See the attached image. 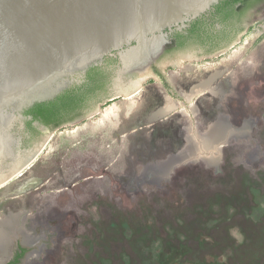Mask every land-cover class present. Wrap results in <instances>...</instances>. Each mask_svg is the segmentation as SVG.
Wrapping results in <instances>:
<instances>
[{
	"label": "rangeland",
	"instance_id": "obj_1",
	"mask_svg": "<svg viewBox=\"0 0 264 264\" xmlns=\"http://www.w3.org/2000/svg\"><path fill=\"white\" fill-rule=\"evenodd\" d=\"M240 22L211 51L204 36L164 49L133 97L102 105L110 77L81 117L53 129L40 121L44 130L25 127L21 148L32 147L45 131L50 135L23 175L0 186L1 218L20 213L16 236L27 238V245L34 238L20 217L38 235L24 264H264V5L248 10ZM213 74L216 85L231 83L222 111L236 123L252 119L256 131L226 148L218 172L198 164L173 186L153 185L149 167L163 158L168 134L144 126L132 132L127 124L160 105L161 92L186 107L181 92ZM196 104L200 112L202 104L217 111L216 97L208 94ZM135 105L123 131L105 125H117ZM96 108L99 113L92 114ZM197 120H205L203 114Z\"/></svg>",
	"mask_w": 264,
	"mask_h": 264
},
{
	"label": "water",
	"instance_id": "obj_2",
	"mask_svg": "<svg viewBox=\"0 0 264 264\" xmlns=\"http://www.w3.org/2000/svg\"><path fill=\"white\" fill-rule=\"evenodd\" d=\"M220 1L0 0V148L7 143L13 153L25 154L0 186L23 175L50 135L45 131L32 147L21 148L31 119L25 109L80 85L91 67L110 71L103 104L134 96L170 34L208 15ZM118 81L137 83L119 92Z\"/></svg>",
	"mask_w": 264,
	"mask_h": 264
},
{
	"label": "flooded vegetation",
	"instance_id": "obj_3",
	"mask_svg": "<svg viewBox=\"0 0 264 264\" xmlns=\"http://www.w3.org/2000/svg\"><path fill=\"white\" fill-rule=\"evenodd\" d=\"M264 5V1L258 2L257 4H255L254 6L243 10V12H239L238 6L239 3H236L233 5L232 9H235L238 14V16L236 15V17L230 21V23H228V26H224V24H222L219 21V13L217 12L216 7L213 8V10H211L208 15L202 16L200 18H198L195 21H192L188 24V26L186 28L183 29V31H173L170 36H169V43L166 45L165 47V51L168 52L169 50L172 49H177L178 47L182 46L183 44L188 43L190 40L193 39V37H196V35H200V36H204V38H207V34L210 33H218V32H223V34L221 33V36H219L217 39H209L211 42V48L209 49V51L212 50V45H214V43L216 44V40H218L219 38H227L228 35H230L231 33V29H240L241 27V22L240 19L241 17L250 9L254 8L257 5ZM224 9V8H223ZM230 9V7H227L226 10ZM191 30H194L193 32H191ZM174 40V41H173ZM182 42V43H181ZM91 68H96V67H91ZM90 69V68H89ZM89 69H87L85 76H84V80L82 81V83H84L86 81V77H87V73L89 71ZM99 69L103 75L106 76L105 80L103 81V87L100 89H103L105 87H107V85H109V76H110V71H108V69L106 68H97ZM203 80V81H207ZM202 81H199L197 83H193L191 84L189 87H187V89L183 92H181V96L183 101L187 104L186 107H182L181 102H177V101H173L169 98V96L164 95V93L161 92V94L159 93V95L157 96V98L159 97L160 99L157 101V103H159L160 105H153V107L147 111H141L140 117L138 120L134 121V122H129L127 124V126L132 127V132H135L136 130H142L141 126H144L146 128H152L153 133L156 134H168L167 135V142L161 144V149L160 152L163 153V158L158 160L157 162H155V164H153L152 167H149V170L151 171V176L150 178H148L149 182L152 183L153 185L156 186H165L167 183H173L178 181L182 176H185V174L191 170L196 172L195 169L199 168L198 164H204L205 167L208 168H215L216 171L218 172V168L220 167L221 163L224 162V157L226 156L227 152L229 150H226V148H228L230 146V144L233 143V141H237L240 139H248L252 133V131L254 130V132L256 131V123L254 121H252V119H242L241 122L238 121V123L233 121V118L230 117V114H228L226 111H222L224 109H226V105H225V101L228 93H230V89H231V83L230 82H222L219 83L220 86L222 85V87L216 85V81L215 79L212 80L211 82H206L207 84H210L211 87H214V89L216 90V92L220 93L218 95H215L211 92L210 89L205 90L204 92H202L201 94H196L195 96L193 95L190 100H186L185 98V94H189L191 92V89L193 87H195L196 85H198L199 83H201ZM224 87V89H223ZM226 87V88H225ZM98 89V90H100ZM96 90L94 94H91L89 96H86L83 101L81 102L82 106H80L79 108H77L76 110L72 111V112H68L65 117H63V119L61 120V122L56 125V126H46L49 127L50 129L56 128L60 125L63 124H67L72 122L73 120L81 117L82 115H84L83 109L87 108L91 101L94 99H97V94L96 92L98 91ZM139 92V89L137 90L136 94ZM135 94V95H136ZM208 94L211 97H216L217 99V105L215 106L217 108V111H212L211 110V106L208 107L205 105H201L200 107L202 108L203 111H199V107L196 104V101L198 99V97ZM107 97V96H106ZM133 97V96H132ZM197 97V98H196ZM194 98H196L195 100H193ZM106 99V98H105ZM167 99L169 101H171L172 103H174L175 105H177V108L168 112V113H162L159 114V116H155L154 117V113L161 109L162 107H164V105L166 104L165 101H167ZM115 100L112 101H108V102H113ZM106 102V103H108ZM218 102H223L224 105L220 106L218 105ZM106 103L102 104V105H106ZM156 103V102H155ZM137 105H135V108L129 113V115H127L120 123H118L117 125H113L112 123H105L108 124L110 127L113 128H117L118 126H120L119 130L123 131V123L126 121H128V117L133 116V114L137 111ZM175 114L177 115L174 119H169L171 120L170 124H168L167 126H163V124H165L168 120L167 115L173 111H175ZM100 111V108H99ZM99 111L95 114H98ZM199 113L203 114V119L201 122H198L197 118ZM151 117V118H150ZM159 117V118H158ZM221 119L222 122L224 123V125L226 126L225 129L227 131H231L234 132V134H231L229 136H227L226 139L222 140V141H217L216 143V148H217V158L216 162L212 165L207 164V162H205L204 159H196V160H186L183 161L181 160V158H179L178 153L179 151H181V149L183 148L185 142H186V128L190 127L191 130L196 133L197 135H201L208 129V127L210 125H213V123L218 122V120ZM31 120V119H30ZM34 122H39V120H34L32 122V125ZM100 122V121H99ZM104 124V123H102ZM158 124H162L161 127H158ZM258 124V123H257ZM215 125V124H214ZM34 126V125H33ZM203 128V129H201ZM196 131V132H195ZM241 131V132H240ZM224 141V142H223ZM155 146V145H154ZM159 146V145H158ZM167 150H170L169 152H167ZM172 151V152H171ZM167 152V153H166ZM235 152V151H234ZM161 156V157H162ZM169 162L171 163V166L169 169H164L163 172H161V170H159L158 165H160L161 163L164 164L163 162ZM173 161V162H172ZM190 165V167H187L186 169L184 168L185 166ZM202 167V166H201ZM200 167V168H201ZM220 173V172H219ZM217 173V174H219ZM172 185V186H173ZM99 198V197H98ZM100 199V198H99ZM8 213H14V214H20L19 212H6L3 215H6ZM1 218V216H0ZM20 223L23 226V228L27 231L30 232V235L32 238H34V241L31 245H27L26 243L22 242L21 239L18 236H13V238H9L7 241V247H6V251H5V256H4V263L3 264H24L26 262H28V260L30 259V257H32L33 253L36 251L35 248L37 247V243H38V235L36 233H33V231L31 230V228H28L27 226L24 225V221H22L21 217H20ZM18 226H20L18 224ZM9 237V236H8ZM28 254L31 256H28Z\"/></svg>",
	"mask_w": 264,
	"mask_h": 264
},
{
	"label": "bare ground",
	"instance_id": "obj_4",
	"mask_svg": "<svg viewBox=\"0 0 264 264\" xmlns=\"http://www.w3.org/2000/svg\"><path fill=\"white\" fill-rule=\"evenodd\" d=\"M216 76L217 75L213 74L208 78L207 81H202L201 83L193 87L189 94H185V98L190 100V98L193 95L195 96L196 94H199L200 92L208 89H210L212 93H215L214 88L213 87L210 88L211 85L207 84L206 82H211L216 78ZM136 83L137 82L122 83L118 81L115 84V89L119 92H126L127 90L132 89L133 86L136 85ZM165 102L166 104L164 105V107L157 110L153 114L154 117L159 116V114L162 113H168L177 107V105H175L168 99ZM225 127L226 126L224 125L222 120L219 119L218 122L213 123V125H211L208 128V130H206V132L202 134V136L197 135L196 131H195L196 133H194L190 129V127H187L186 128L187 135L185 137L187 143L186 147L182 151H180L177 156H179V158H181V160L183 161L195 160L200 158V159H204L205 162H207V164L209 165L214 164L216 162V159H218L217 158L218 153L215 142L217 141L220 142L226 139L227 136L234 134V132L227 131ZM24 158H25V154L13 153L11 146L7 143L4 144L0 148V178L3 177L6 173L14 170V168L21 161L24 160ZM170 166H171L170 161L169 162L167 161V163L165 164V169L166 170L169 169ZM17 216H18L17 214H8L5 217L0 218V261L1 258L5 256L7 241H9L8 239L13 238V236L15 237L17 233H19V230L17 229V225H16ZM26 241L27 238H24V242Z\"/></svg>",
	"mask_w": 264,
	"mask_h": 264
},
{
	"label": "trees",
	"instance_id": "obj_5",
	"mask_svg": "<svg viewBox=\"0 0 264 264\" xmlns=\"http://www.w3.org/2000/svg\"><path fill=\"white\" fill-rule=\"evenodd\" d=\"M261 1L264 0H222L215 5L219 13V21L224 24V26H228L227 22L230 23L236 15L238 16L236 13L237 11L232 9L233 5L236 3H239L237 10L242 13L243 10ZM227 7H230V9L226 10ZM193 31L194 30H191V32ZM223 32L224 31L207 34V38H218ZM196 37L199 38L200 35H196ZM105 78L106 76L103 75L99 69L90 68L84 83L65 90L51 100L34 103L23 112L24 116L31 117V120L25 122L27 129L31 132L35 131V127L32 125L34 120H39L45 126L58 125L68 112H72L82 106L81 102L86 96L94 94L96 90L102 88Z\"/></svg>",
	"mask_w": 264,
	"mask_h": 264
}]
</instances>
